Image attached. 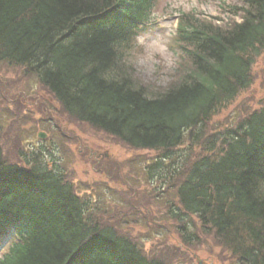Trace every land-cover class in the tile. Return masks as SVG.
Segmentation results:
<instances>
[{"label":"trees","instance_id":"trees-1","mask_svg":"<svg viewBox=\"0 0 264 264\" xmlns=\"http://www.w3.org/2000/svg\"><path fill=\"white\" fill-rule=\"evenodd\" d=\"M156 2L0 0V64L35 78L70 119L156 152L147 183L155 198L174 191L167 215L187 245L196 219L237 264H264V104L235 125L208 126L252 85L264 0H226L224 18L181 11L180 69L158 92L139 83L129 60ZM1 133L0 244L10 238L0 264H166L96 215L56 148L22 150L21 163L11 162ZM196 145L205 154L183 179L182 148Z\"/></svg>","mask_w":264,"mask_h":264},{"label":"rangeland","instance_id":"rangeland-1","mask_svg":"<svg viewBox=\"0 0 264 264\" xmlns=\"http://www.w3.org/2000/svg\"><path fill=\"white\" fill-rule=\"evenodd\" d=\"M221 2L158 0L147 27L129 53L139 83L157 92L169 87L181 64L175 35L179 13L196 10L224 18L227 14ZM252 74V85L217 114L209 128L235 125L264 104V53L253 65ZM0 127L4 152L11 162L21 163L22 150L29 153L40 145L56 148L52 154L61 159L70 181L98 204L96 215L130 235L149 257L166 264H237L213 234L200 229L196 219L186 235L193 233L198 238L190 245L181 239L177 223L167 215V201L174 199V191H163L155 198L147 183L145 167L155 159L156 152L131 148L103 131L70 119L35 78L27 77L20 67L6 64H0ZM40 132L46 138H40ZM182 151L184 179L188 168L205 152L197 145L192 149L184 146ZM47 161L52 158L47 157Z\"/></svg>","mask_w":264,"mask_h":264},{"label":"water","instance_id":"water-1","mask_svg":"<svg viewBox=\"0 0 264 264\" xmlns=\"http://www.w3.org/2000/svg\"><path fill=\"white\" fill-rule=\"evenodd\" d=\"M42 137H45V134H40Z\"/></svg>","mask_w":264,"mask_h":264}]
</instances>
